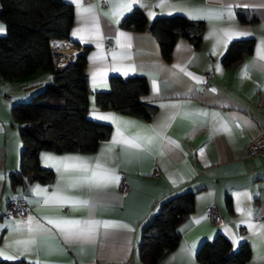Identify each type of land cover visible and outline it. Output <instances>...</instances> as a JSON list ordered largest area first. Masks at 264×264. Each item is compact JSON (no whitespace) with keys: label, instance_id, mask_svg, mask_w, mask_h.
I'll list each match as a JSON object with an SVG mask.
<instances>
[{"label":"crops","instance_id":"0c3cea01","mask_svg":"<svg viewBox=\"0 0 264 264\" xmlns=\"http://www.w3.org/2000/svg\"><path fill=\"white\" fill-rule=\"evenodd\" d=\"M69 2L75 10L69 37L52 46L64 56L87 52L88 116L112 130L92 152L40 151V164L54 171V180L14 185L11 174L20 170L22 142L12 107L29 101L51 81L52 72L0 79V258L29 264H143L137 253L143 224L164 197L193 190L194 210L179 226V243L156 264H202L198 249L218 233L234 250L249 245L246 264H264V154L246 152V144L264 134V0ZM135 8L149 21L176 14L204 21L200 46L180 37L170 59L164 58L152 33L121 27ZM0 27L5 34L1 19ZM246 38L254 39L253 51L227 68L223 57L229 45ZM136 74L149 84L142 99L157 107L151 118L96 103L97 92L110 90L112 75ZM120 172L129 185L126 193ZM17 199L31 207L30 215L4 218ZM213 204L223 225L207 214Z\"/></svg>","mask_w":264,"mask_h":264},{"label":"trees","instance_id":"16d2710c","mask_svg":"<svg viewBox=\"0 0 264 264\" xmlns=\"http://www.w3.org/2000/svg\"><path fill=\"white\" fill-rule=\"evenodd\" d=\"M74 15V5L69 0H0V19L6 25V33L0 34V79H24L38 70L52 72L51 81L29 101L12 107L22 142L20 170L11 174L14 185L54 180V171L40 164V151L92 152L110 136V124L88 116L91 88L87 52L78 54L63 67L54 59L52 42L69 37ZM121 27L152 33L164 58L169 60L180 37L187 38L195 48L200 46L205 23L180 14L149 21L142 9L135 8L123 19ZM253 49V38L234 40L223 57V64L227 68L235 67ZM148 91L144 76L112 75L110 90L97 92L95 98L103 109L113 108L149 119L157 107L142 99ZM194 196L193 190H184L161 200L158 211L141 228L137 253L143 264H156L176 248L181 236L179 226L194 210ZM227 201L230 206L229 197ZM196 257L202 264H246L251 250L247 243L234 250L228 238L218 233L200 246ZM0 264L29 263L0 258Z\"/></svg>","mask_w":264,"mask_h":264},{"label":"built area","instance_id":"2783aa9c","mask_svg":"<svg viewBox=\"0 0 264 264\" xmlns=\"http://www.w3.org/2000/svg\"><path fill=\"white\" fill-rule=\"evenodd\" d=\"M107 43L109 45L113 44L112 39H108ZM52 49L54 51V59L56 64L59 67L66 66L68 63L73 61L76 58V55L74 53L66 54L65 56L60 53L55 46H52ZM212 74L208 73L206 75L207 79L211 78ZM3 97L10 99V96L2 95ZM246 152L247 155L250 157L260 156L264 154V134L261 133L260 135L256 136L252 140H250L246 144ZM122 175V186L121 191L126 193L129 190V185L127 181L125 180L124 172H120ZM159 172L156 171V175H158ZM31 207L23 200V199H17L13 200L9 203L7 209L3 212V217L7 219H25L27 216L30 215ZM207 214L208 216L218 225H223L224 220L222 219L219 208L216 204H213L211 206H208L207 208Z\"/></svg>","mask_w":264,"mask_h":264},{"label":"snow or ice","instance_id":"6c2138e0","mask_svg":"<svg viewBox=\"0 0 264 264\" xmlns=\"http://www.w3.org/2000/svg\"><path fill=\"white\" fill-rule=\"evenodd\" d=\"M124 7L130 8L131 5L130 4H126V5H124ZM2 31H3V27H0V32H2ZM99 118L100 119H111V117H109V116H101ZM105 227H107V225ZM7 258H10V257H7Z\"/></svg>","mask_w":264,"mask_h":264}]
</instances>
